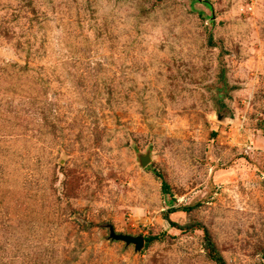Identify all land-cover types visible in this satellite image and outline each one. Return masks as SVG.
<instances>
[{
	"label": "rangeland",
	"instance_id": "obj_1",
	"mask_svg": "<svg viewBox=\"0 0 264 264\" xmlns=\"http://www.w3.org/2000/svg\"><path fill=\"white\" fill-rule=\"evenodd\" d=\"M209 242L264 264V0H0V264Z\"/></svg>",
	"mask_w": 264,
	"mask_h": 264
},
{
	"label": "water",
	"instance_id": "obj_2",
	"mask_svg": "<svg viewBox=\"0 0 264 264\" xmlns=\"http://www.w3.org/2000/svg\"><path fill=\"white\" fill-rule=\"evenodd\" d=\"M111 237L116 240H123L128 244L133 243L136 249L142 248L145 244V238L142 235L132 236L128 234H116L111 230Z\"/></svg>",
	"mask_w": 264,
	"mask_h": 264
},
{
	"label": "trees",
	"instance_id": "obj_3",
	"mask_svg": "<svg viewBox=\"0 0 264 264\" xmlns=\"http://www.w3.org/2000/svg\"><path fill=\"white\" fill-rule=\"evenodd\" d=\"M157 175L160 176V174L157 173ZM167 184L163 182V188L167 189ZM156 238V236H148L145 238L146 243L151 242L152 240H154ZM208 247L211 250V257L217 262V264H226L225 261L223 260V258L216 252L213 250V247L211 246L210 242L208 243Z\"/></svg>",
	"mask_w": 264,
	"mask_h": 264
}]
</instances>
